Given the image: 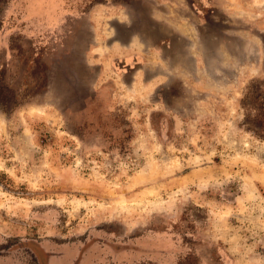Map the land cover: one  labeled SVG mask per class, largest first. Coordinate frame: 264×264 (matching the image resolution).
<instances>
[{"label": "rangeland", "instance_id": "rangeland-1", "mask_svg": "<svg viewBox=\"0 0 264 264\" xmlns=\"http://www.w3.org/2000/svg\"><path fill=\"white\" fill-rule=\"evenodd\" d=\"M0 264H264V0H0Z\"/></svg>", "mask_w": 264, "mask_h": 264}]
</instances>
